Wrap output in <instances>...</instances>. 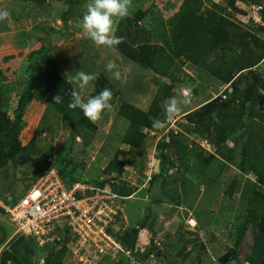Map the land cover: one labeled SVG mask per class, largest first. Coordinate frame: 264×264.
Segmentation results:
<instances>
[{"label":"rangeland","instance_id":"374dc122","mask_svg":"<svg viewBox=\"0 0 264 264\" xmlns=\"http://www.w3.org/2000/svg\"><path fill=\"white\" fill-rule=\"evenodd\" d=\"M137 1L143 10L153 6L152 17L154 18L157 14V21L158 14H160L164 22H167L178 12L182 3L181 0ZM87 2L81 0V8L78 12L81 18L78 16L75 18V15L66 13L70 7L68 0H32L29 3L0 0V9H6L10 13L9 19L0 23V90L5 96L1 102V108L6 113H11L17 107L15 106L17 101L19 102L17 96L23 94L29 79L28 72H31L27 69L28 64L29 67L30 63L34 64L30 58L32 51H38L41 48L48 49L49 60L60 64L64 71L66 69L65 73H69L67 75L71 79L78 70L96 75L103 73L108 77L105 66L110 60L119 65L122 74L121 80H111L113 84L111 111H105L103 118L95 124L96 130L91 132H73L72 128L66 126L64 120L54 110L47 108L44 101L43 103L38 102V93L37 91L33 92L34 97L25 113V126L20 139L24 146L29 144L35 146L37 152L34 155L32 153L31 156L40 158L41 164L36 165L31 159H25L23 164L20 163L16 169H11L12 172L14 170L16 172L18 181L15 182L0 172V181L3 182L7 179V186H9L6 188L5 195L11 197L14 194L16 199H19V193L24 192L22 187L26 184L25 181H29L25 177L31 178L46 163L55 165L62 161L65 165L70 162L69 170L83 176L86 180L104 179L118 185L128 184L137 190L129 198L130 200H124L118 223L115 225V232L123 233V230L145 223L146 233L142 234L143 241L135 244V247L132 248L135 251L134 257L139 264H220L218 259L235 247L236 226L242 222L249 208L242 199V187L247 179L254 181L255 177L250 175L245 178L240 170L218 161H214L206 167L205 171H202L203 165L197 166L194 155L196 151L197 153L201 152L200 149L207 153L215 152V148L200 136L210 123V117L209 119L203 118L207 110L201 109V107L217 97L223 98V101H230V95L233 93L231 83L225 84L205 72L203 73L196 65L181 61L177 62L172 71L177 79L173 81L142 68L143 64L140 59L144 56L146 58L142 52L135 54L133 58H126L116 49L97 48L82 36L80 28V21L86 10ZM202 2L203 12L207 10L220 12L244 30L257 33L259 26L263 24L261 10L264 7V2L250 5L237 1L235 7L243 11L242 13L234 10L230 5V0H202ZM259 5L263 6L260 10L258 9ZM220 8L222 9L220 10ZM65 16H69L67 22ZM65 23H67V27ZM135 26L141 28L139 35L128 33L133 27H124L123 30L117 31L116 35L122 38V42H134L135 49L164 44V39L161 36H155V33L149 29H147L149 32L145 31L146 27L140 26V24H135ZM51 29L55 30L54 34H51L53 31ZM62 31H64L65 38L61 37ZM258 35L264 39L262 34ZM62 58L68 60L71 58V60L67 65L65 60L60 63ZM45 64L46 62H37L31 75L32 85L36 89L42 88L41 79ZM258 69L264 77V62ZM251 77V74H247L237 79L235 84L243 91L249 86L250 82L248 83V81ZM93 83L95 86V82ZM186 84L193 88V99L178 118L163 129L144 130L148 137L138 149L131 148L122 142L128 127V121L119 115L122 103L127 102L143 110H148L160 90H167L168 97H170L174 95L176 88ZM93 90L94 87H89L83 93L84 98L87 99ZM260 90L258 93L262 95V88ZM240 104L241 101L237 99L236 105ZM261 104L259 97L256 104L259 113H261ZM38 105L41 107L39 108ZM42 105L45 107L44 110H41ZM245 105L248 106V103L245 102ZM262 113L264 114V110ZM187 114L190 115L186 116ZM212 117H216V114L213 113ZM158 119H163V112ZM172 137L187 143L188 154L192 158L191 162L185 166L176 156L177 152L174 149L165 150V154L171 157L175 165L170 168L168 173L158 176L152 183L150 180L154 165L160 159V147L169 143ZM232 145V141L229 140L227 147L232 148ZM118 150L122 152L120 159L126 162L125 169L121 174L107 177L103 174V170ZM207 153L205 155H208ZM187 166L188 169H186ZM49 170L56 172L54 169ZM161 170L162 161L160 162V172ZM191 170H193L192 177L198 183L194 186L190 183L189 188H185L182 185L183 174ZM186 178L190 179V176H186ZM234 181L235 184L232 185ZM4 186H6L5 183L0 185V187ZM232 187L237 189L230 197L226 192ZM165 192L174 194L175 201L169 202L172 197H168ZM186 192H188V198L185 197ZM3 219L0 215V259L5 251L10 250L11 240L19 236L15 233L17 225L5 220L3 222ZM58 234V232H53L45 236L46 246L50 250L57 247L58 243L55 239ZM28 239L38 249L39 239L32 236ZM65 240L64 238L63 241ZM63 241L56 249L57 251L64 245ZM251 243L252 236L248 231V235L238 244V258L227 264H247L245 257ZM153 244L159 248L162 255L158 256L156 252L152 251L148 259L141 258L140 256L150 251ZM182 251L183 253H181ZM115 256L114 254L112 258ZM124 258L121 256L119 261L121 262ZM84 260L87 261L86 264L102 262L91 250L86 252ZM35 261L37 263L38 259ZM119 261L105 260L103 264H121ZM130 261L132 262V260ZM77 263H79L78 259L73 261L66 256L64 264Z\"/></svg>","mask_w":264,"mask_h":264},{"label":"trees","instance_id":"16d2710c","mask_svg":"<svg viewBox=\"0 0 264 264\" xmlns=\"http://www.w3.org/2000/svg\"><path fill=\"white\" fill-rule=\"evenodd\" d=\"M16 1L29 3L32 0ZM85 1L87 2V0ZM181 1L182 3L178 12L167 22H164L160 14H158L157 21V14L154 18L152 17V12L154 11L153 6L147 10H143L141 4L137 0H133V6L129 11V15L116 22V32L123 30L124 27H133L132 30L128 29V33L131 35H139L141 28L135 26V24H140V26L146 27V29L144 28L145 31L149 29L155 33V36H161L164 39V44L135 49L133 46L135 44L134 42H122L115 49L126 58H133L135 54L144 53L146 58L144 56L140 59V62L143 64L142 68L172 79L173 81L177 79L172 71L176 67L177 62L181 61L196 65L203 73L205 72L225 84L231 83L233 93L230 95V101H223V98L217 97L201 107V109L207 110L203 118L207 117L209 119L210 117V123L201 132L200 136L215 148V152L207 153L203 149H200L201 152L199 151L197 153L196 151L194 157L197 161V166H200V164L203 165L204 169L202 171H205L206 167L210 166L214 161H218L224 165L226 164V166H232L240 170L245 178L250 175L255 177L254 181L247 179L242 187V199L248 204L249 208L242 222H239L236 226V244L230 251H233L231 260H236L238 258V244L241 239L248 235V231H250L252 243L249 247V252L246 254L245 262L247 264H264V114L262 113L264 110V77L260 69H258L264 62V39L258 35L262 34L264 36V7L259 5V7H263L261 10L263 24L259 26L257 34L242 29L240 25L232 22L228 16L220 12L210 10L203 12L202 0ZM237 1L250 5L264 2V0H230V5L239 13L243 11L235 7ZM68 4L70 7L66 13L75 15V18L76 16L81 18L78 13L81 8V0H68ZM64 18H66L65 20L67 22L69 16H65ZM65 26L67 27V23H65ZM51 30H53L51 34H54L55 30ZM61 37L65 38L64 31H62ZM47 50L46 48H41L38 51H32L30 53V58L34 64L30 63V67L28 64L27 69L31 71L30 73L28 72L29 79L26 82L23 94L17 96L19 100L15 105L17 107L9 114L1 108V102L5 96L0 90V172L8 178H11L12 182L18 181V179L15 170L12 172L11 169H16L20 163H24L25 159H31L36 165L41 164L40 158L31 156L32 153L34 155L37 152L35 146L33 147L32 144L24 146L20 139L25 126V113L33 100L34 91L38 93L39 100L37 101L40 103L44 101L47 104V108L54 110L64 120L66 126L72 128L73 132H91L97 128L95 124L85 119L80 109L73 110L68 107V103L71 100V87H75V85L68 83L72 79L67 75L69 73H65L66 69L64 71L60 64L58 65L55 61L49 60ZM62 60H65L68 65L71 58L69 60L62 58L60 63ZM37 62H46L43 67L44 73L42 72V90L36 89L32 85L33 80L31 81V75ZM247 74H251L252 76L248 81L250 84L242 91L235 82ZM94 82V90L88 97L98 94L105 88L110 90L113 88L112 81L103 73L97 74V80ZM261 88L263 94L259 95L258 91H261ZM57 95L62 96L63 103L54 104V97ZM167 97L168 91L160 90L148 110H143L127 102L122 103L119 109V115L128 121V127L122 138V142L125 145L134 149L142 146L148 137L144 133V130L150 131L154 129L153 120L160 117L162 113L161 104ZM259 97L262 102V106L260 107L261 113L256 109ZM237 99L241 101L240 105H236ZM245 102L248 103V106L245 105ZM38 107L40 108L41 106L38 105ZM44 108L42 105L41 110H44ZM213 113L216 114V117H212ZM229 140L233 143L232 148L227 147ZM160 149L162 170L158 175L153 173L150 180L152 183L158 176L168 173L170 168L175 165L171 157L165 154V150L174 149L177 152L176 156L180 158L185 166L189 165L192 159L188 154L189 146L187 143L178 140L176 137H172L171 141L165 143ZM205 153L208 155H205ZM121 155L122 152L118 150L113 159L104 168V175L111 177L115 174H121L124 171L126 162L120 159ZM69 165L70 162L63 165L62 161H59L55 165L46 163L31 178L28 179L25 177L29 181H25L26 184L22 187L24 192L19 193V199H16V195L14 196L13 194L11 196L12 200H9V197L5 195L7 193L6 188H9L6 179L3 181L6 186L0 187V200L7 205H16L40 176L49 169L56 170L66 186L80 182L104 187L108 183L113 192L121 196V198L130 197L137 191L128 184L118 185L115 182L109 183L104 179L86 180L83 176L69 170ZM188 168L187 166L186 169ZM192 171L184 172L183 174L182 185L185 188H189L188 185L190 183L193 186L198 183L192 177ZM186 176H190V179H187ZM3 182L0 181V185H4ZM234 184L235 181L232 185ZM236 189L232 187L226 193L232 197ZM9 190L14 191L12 189ZM165 194L168 197H172L169 202L175 201L174 194H168V192H165ZM185 194V197L188 198V192ZM178 196L180 195L178 194ZM124 202L123 199H120L116 204L123 207ZM119 214L120 211L116 216L117 220ZM0 215L4 218L2 220L3 222H11L4 217L2 209H0ZM2 224L5 225V223ZM144 226L145 223H141L140 226L124 230L121 236L119 234L117 235L120 236L119 238L126 246L134 248L139 233L144 229ZM58 232L60 234V239L56 241L58 244H61L60 241L64 238L66 239L63 241L64 245L58 251L56 250L58 247L50 250L46 246L47 244L37 249L28 237L18 236L11 240V248L3 253L0 264H64L65 258L68 256L66 243L69 240L70 229L66 227L65 229L58 230ZM152 251L156 252L158 256L162 255V252L155 244H153L148 253L139 255H142L140 257L146 260ZM125 258L121 260V264L132 263L129 259L125 260ZM35 259H38L37 263ZM108 261L112 260L108 258Z\"/></svg>","mask_w":264,"mask_h":264},{"label":"built area","instance_id":"2783aa9c","mask_svg":"<svg viewBox=\"0 0 264 264\" xmlns=\"http://www.w3.org/2000/svg\"><path fill=\"white\" fill-rule=\"evenodd\" d=\"M119 198L109 184L99 187L78 182L66 186L56 172L48 170L16 205L0 201V209L17 225L16 234L37 237L38 247L47 244L48 234L69 227L66 245L73 261L78 259L77 264H86L88 250L94 251L101 263L108 258L119 261L121 256L133 260L134 251L115 234Z\"/></svg>","mask_w":264,"mask_h":264},{"label":"clouds","instance_id":"9594fccd","mask_svg":"<svg viewBox=\"0 0 264 264\" xmlns=\"http://www.w3.org/2000/svg\"><path fill=\"white\" fill-rule=\"evenodd\" d=\"M132 6L133 0H88L85 4L86 10L83 18L80 21L82 36L89 40L97 48L104 47L107 49H115L116 46L122 43V38L116 35V22L128 16ZM9 16L10 13L6 9H0V23L7 21ZM105 71L110 80H121L122 74L120 67L115 61L110 60L105 66ZM96 80L97 75L95 73H87L85 71L78 70L75 72L72 80L68 81L70 85H75V87H71V100L68 103V107L73 110L80 109L85 119L93 124H96L103 118L105 111H111V100L113 96L112 91L105 88L98 94L85 99L83 93L89 87H94L93 82ZM192 92L193 88L191 85L186 84L176 88L174 95L163 100L161 104L163 119H154L153 127L163 129L178 118L183 109L191 104L193 99ZM61 103H63L62 96L57 95L54 97V104ZM132 196L126 198H121V196H119L120 198L117 199V201L120 199L128 200ZM11 199L12 197H9V200ZM118 206L120 211L122 207L120 205ZM118 232L115 234L118 239H120L119 237L122 233ZM143 233H146L145 229L140 231L136 244L143 241ZM59 245L60 244H58L57 247ZM132 250L134 251V249ZM67 257L72 259V255L69 253V250ZM132 264H139L135 257L132 260Z\"/></svg>","mask_w":264,"mask_h":264},{"label":"water","instance_id":"95a60500","mask_svg":"<svg viewBox=\"0 0 264 264\" xmlns=\"http://www.w3.org/2000/svg\"><path fill=\"white\" fill-rule=\"evenodd\" d=\"M160 162H161L160 159H158L156 161V163L154 165V170H153L154 174H159L160 173ZM232 256H233V251H228V253L225 254L224 256L220 257L218 259V261H219L220 264H227L231 260Z\"/></svg>","mask_w":264,"mask_h":264}]
</instances>
